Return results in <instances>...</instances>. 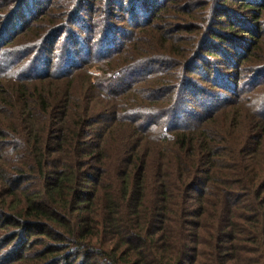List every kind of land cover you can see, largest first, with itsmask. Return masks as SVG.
I'll return each instance as SVG.
<instances>
[{"label": "trees", "instance_id": "1", "mask_svg": "<svg viewBox=\"0 0 264 264\" xmlns=\"http://www.w3.org/2000/svg\"><path fill=\"white\" fill-rule=\"evenodd\" d=\"M100 1L128 24L91 45ZM54 3L0 0L2 54L69 33L56 75L0 79V264H264V0H72L11 48Z\"/></svg>", "mask_w": 264, "mask_h": 264}, {"label": "rangeland", "instance_id": "2", "mask_svg": "<svg viewBox=\"0 0 264 264\" xmlns=\"http://www.w3.org/2000/svg\"><path fill=\"white\" fill-rule=\"evenodd\" d=\"M33 1H35V0H32V2ZM99 5L101 7V10H104V8H103L104 4H102L101 1H100ZM32 7H35V4ZM107 7H105V10H104L106 13V16L108 18L107 22H105L103 15L99 16L98 14L92 15L94 18L89 22V23H93V26H94V33L89 38L90 39L89 43L91 45H94V43L97 41V39L101 38V36L103 35L102 30H103L104 24L109 25V27H110L109 30L112 29L111 33L113 32L115 27L119 28L120 26H126L128 24L127 20L121 18V16H117V19H115L116 21L115 20L110 21L109 18H111L112 15H111V13L108 12ZM171 7H172V5H171ZM73 8H74V5L72 4V0H55V3H54L53 7L51 8V10L48 14H46L43 17H39L38 19H36L35 22L31 23V25L26 30H23L22 33H20L16 38H14V40L12 41L13 46L11 48H15L18 46L24 47L27 45H32L34 43L36 44L37 42H39L40 39H42L44 36H46L48 34L49 30L51 28H53L54 25H60L62 22H64L66 17H64L63 15L66 12L72 10ZM166 13L169 16H165L166 18H163L164 23H163V21L161 22L160 19L157 21V23H159L160 25H162V23L163 24H169L170 27L177 26V25H180L182 23L183 24L189 23L188 21L187 22H184L183 20L179 21L177 19V16H178L177 11H175V10L168 11ZM75 22H77V21L72 20V22H70V24H68V26L69 27H71V26L75 27L76 26ZM109 30L107 31V33L109 32ZM69 31H71V29H69ZM81 32H82L81 29H78L77 31H75V33H77L79 35H82ZM68 34L69 33L67 31L64 36L55 40V42H56L55 49H54V46L51 47L50 45H47L48 42L43 46V47H45L44 48L45 56H48V58L51 59L50 60V66H48L46 69L44 67V64L40 63L39 60H38V62H35L37 58L39 59L41 57V55L39 53H38V56H37V54L24 56L23 54L17 52L19 50L13 49L7 53L2 54V51L0 48V79L4 81V79L7 77L6 75H10L7 73H12V70L14 68L13 65H16V67H17L25 60H29V61L33 62L31 65L32 66L31 67L32 72L30 71V73H29L32 76L44 75L45 74L44 71H49L48 74H52V73L55 74L56 72H58V70H60V67H62L64 65V62H66L65 57L63 58V56H62V58L59 60V59H56V56L58 55V53L61 50H63V48H64L63 46L65 44L64 41H65L66 37L68 36ZM173 35L178 36V34H176V33H174ZM185 37L189 41L190 36H185ZM43 47H40V49ZM101 48H102V45H97L93 48V50H92V57L93 58H97L101 55ZM131 58H132V56L128 57V58L125 57L124 58L125 62L119 63V65L117 66V70H119L118 68L126 65L125 63H137V59H139V57H137L136 60L132 61ZM221 58L224 61L225 58L223 55ZM263 58H264V54H263V56H261V59H263ZM165 59H167L166 56H165ZM94 62L98 63L97 61H94ZM64 68H65V66H64ZM66 68H68V67H66ZM27 69H29V68H27ZM249 70H251V69H248V71ZM26 72H27V70L22 71L21 73H26ZM177 74H180V73H177ZM156 77H157V74H155L154 78H149V79L145 80V81H148V85L145 88H154L157 85L163 84V83H157L155 81ZM176 77L178 78L177 75H176ZM170 78H171V76H170ZM8 81H10V80L7 79L6 82H8ZM135 86H136V88H138V84H136ZM205 87H206V89H209V90L214 89L213 84L211 82H209L208 85ZM200 88H201V90H204V87H200ZM162 89L165 90L164 95L169 90V89H166V86ZM155 90H157V89H155ZM248 94H251L253 96L252 103H254V104H257L261 100L263 101V99H264V95H263L264 94V82L257 89V93L249 91ZM196 96L197 95H194V93H193V96L186 94V96H185L186 102L188 101L189 98H191L192 99L191 106L197 107L196 104H198L200 102ZM203 96H206V95L203 94ZM155 97H158V96L156 95ZM183 99H184V95H182V101H183ZM150 101H151V99H146V104L142 107L153 106L152 104H149ZM182 101H180L181 107H182ZM32 239H33V237L31 238V240ZM13 245H14V241L12 242V246Z\"/></svg>", "mask_w": 264, "mask_h": 264}]
</instances>
